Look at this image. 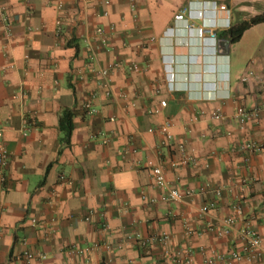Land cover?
Instances as JSON below:
<instances>
[{
  "label": "crops",
  "instance_id": "obj_1",
  "mask_svg": "<svg viewBox=\"0 0 264 264\" xmlns=\"http://www.w3.org/2000/svg\"><path fill=\"white\" fill-rule=\"evenodd\" d=\"M184 5L196 15L190 29L174 21ZM0 7V146L8 152L0 264H168L163 251L182 245L193 249V264L213 254L221 258L211 264L264 261L229 257L242 246L235 230L243 222L264 243V108L241 126L210 116L217 107L229 116L238 105L264 104V21L235 43L208 34L210 26L226 29L235 7L262 13L264 0H0ZM113 61L120 65L102 78L98 69ZM64 110L72 113L69 132L59 124ZM165 121L173 142L159 148L147 129ZM244 142L254 149H241ZM177 143L194 163L170 166ZM148 161L194 194L150 202L160 189ZM234 204L242 208L235 230L209 231ZM185 227L194 232L186 236ZM159 232L169 234L165 244L140 245ZM24 251L33 255L28 263Z\"/></svg>",
  "mask_w": 264,
  "mask_h": 264
},
{
  "label": "built area",
  "instance_id": "obj_2",
  "mask_svg": "<svg viewBox=\"0 0 264 264\" xmlns=\"http://www.w3.org/2000/svg\"><path fill=\"white\" fill-rule=\"evenodd\" d=\"M132 1V0H131ZM108 0H105V3H107ZM133 9V5H131ZM56 8L58 11L61 10L62 8V2L58 1L56 3ZM220 8L224 9V5H220ZM190 19H195V16L190 15V9L188 8L187 11L180 10V12L176 13L174 15V21H181L185 20L184 16L186 15ZM104 15L107 13L104 12ZM5 12L2 7H0V21L4 20L5 18ZM187 22V21H186ZM187 27L193 28V23L192 21H188L186 23ZM59 31V30H58ZM8 32V29H7ZM101 33V31H100ZM199 34L204 35V30L200 27L199 28ZM208 34L212 39H215V31L209 27ZM120 63L118 61H113L109 63L106 67L104 68H99L98 73L102 78H107V75L109 71L115 67H118ZM246 75L242 77V80H245ZM109 93V91H107ZM166 104L165 100L160 101V105L164 106ZM82 107L85 111L86 114H90L91 112L94 111V109L91 106V103L89 99H85L83 101ZM260 108H264V104H262L259 107H254L252 109L246 108L244 105H238L235 108V111L231 115H225L222 113L220 107H217L214 109V111L211 113V118L213 119H219V120H233L236 123H238L240 126L245 123L248 119L251 117H254L257 115L258 111ZM159 111V109H156L155 112ZM170 122L165 121L156 127L152 128L149 127L147 129L148 132H155L158 135V147H164V146H169L173 142V134L170 131ZM2 133V128L0 127V135ZM254 149V146L249 143V142H244L241 144V149ZM176 150L179 154L178 159H171L169 161V164L171 167H175L178 165H189L194 163V157L191 155L185 148L183 143H177L176 144ZM7 156L8 152L7 149L4 146H0V182L3 183L6 180V173H5V167L7 164ZM149 167V174L150 178L153 182V184L160 189V195L157 197H152L149 199L150 202H156V201H161L164 203H174V202H180L186 199L187 197H190L194 194L193 189H181L180 187H177L175 185H172L166 180L163 168L159 164H151L150 161L147 162V165ZM62 178V176H61ZM211 191L213 195L219 196L221 194V188L220 187H214L211 188ZM141 198L146 199V195L144 192L141 193ZM214 206V202H207L198 208V213L200 215L206 214L209 209ZM232 209L234 211V214L232 215H227L222 219V226H208L207 229L215 233L218 237H222L224 235H227L230 233V231L235 230L234 225L235 223L240 219L242 215V208L240 207L239 204H234L232 206ZM91 213H88L83 219L85 221L90 220ZM262 220H264V212L261 215ZM102 228H106L105 224H102ZM237 233V236L239 239L242 241V246L240 249H233L230 251L229 257L232 260H241L245 259L247 261H254L259 259L260 257L264 256V243L262 242L260 236L256 232L255 229H253L248 223L243 222L242 225L235 230ZM194 231L190 229L189 227H185L184 229V234L186 236H189L192 234ZM169 239V234L164 233V232H159L152 234L150 237L146 239H139L140 240V245H152V244H160L163 245L165 242ZM85 251V248L78 249L76 251L79 254H82ZM193 254L194 251L189 245H182L179 248L177 247L173 251H163V256L168 259V264H193ZM43 257V255H40ZM33 257L32 253L29 251H24L23 252V261L25 263H28L31 258ZM217 258H221V255L213 254L210 256H205V262L207 264L213 263V261ZM259 264H264V261H260Z\"/></svg>",
  "mask_w": 264,
  "mask_h": 264
},
{
  "label": "trees",
  "instance_id": "obj_3",
  "mask_svg": "<svg viewBox=\"0 0 264 264\" xmlns=\"http://www.w3.org/2000/svg\"><path fill=\"white\" fill-rule=\"evenodd\" d=\"M233 14L235 20L232 21L226 29L220 31L218 30L215 32V37L217 39L226 38L230 43H235L240 39L242 33L246 29H248L252 25L264 21V11L260 14L244 19L243 16L247 15L248 13L246 11L238 10L235 7L233 10ZM71 117L72 113L69 110H64L59 119L60 126H64L67 132H69V129L71 127Z\"/></svg>",
  "mask_w": 264,
  "mask_h": 264
},
{
  "label": "rangeland",
  "instance_id": "obj_4",
  "mask_svg": "<svg viewBox=\"0 0 264 264\" xmlns=\"http://www.w3.org/2000/svg\"><path fill=\"white\" fill-rule=\"evenodd\" d=\"M188 8H189L188 5L181 6L180 9L178 10V12H180V10L187 11ZM178 12H177V13H178ZM247 13H248L247 15H244V16H243L244 19H247V18H249L250 16H252L251 13H249V12H247ZM175 14H176V13H175ZM175 14H174V15H175ZM190 15H191V16H195V14H191V10H190ZM253 16H254V14H253ZM184 18H186V21H187V22H188V21L190 22V21L192 20V19H190V18L187 16V13H186V15L184 16ZM234 20H235V19H234V14L232 13L231 22L234 21ZM183 21H185V20H183ZM210 27H211L212 29H214L213 26H210ZM204 33H205V31H204Z\"/></svg>",
  "mask_w": 264,
  "mask_h": 264
},
{
  "label": "water",
  "instance_id": "obj_5",
  "mask_svg": "<svg viewBox=\"0 0 264 264\" xmlns=\"http://www.w3.org/2000/svg\"><path fill=\"white\" fill-rule=\"evenodd\" d=\"M223 41H224L226 44H228V41H227V40L223 39Z\"/></svg>",
  "mask_w": 264,
  "mask_h": 264
},
{
  "label": "clouds",
  "instance_id": "obj_6",
  "mask_svg": "<svg viewBox=\"0 0 264 264\" xmlns=\"http://www.w3.org/2000/svg\"><path fill=\"white\" fill-rule=\"evenodd\" d=\"M229 24H230V22H228V25H227V27L229 26Z\"/></svg>",
  "mask_w": 264,
  "mask_h": 264
}]
</instances>
